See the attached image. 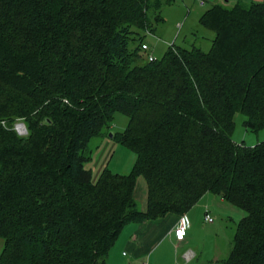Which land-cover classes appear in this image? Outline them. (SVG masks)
<instances>
[{"label": "trees", "instance_id": "1", "mask_svg": "<svg viewBox=\"0 0 264 264\" xmlns=\"http://www.w3.org/2000/svg\"><path fill=\"white\" fill-rule=\"evenodd\" d=\"M174 2L0 0V264H106L128 223L206 193L246 213L223 263L264 264V139L232 140L236 113L264 132V0L212 5L208 51L172 44L149 60L142 37ZM117 113L128 122L111 138L136 161L93 182L85 153ZM16 119L27 137L6 130Z\"/></svg>", "mask_w": 264, "mask_h": 264}, {"label": "rangeland", "instance_id": "2", "mask_svg": "<svg viewBox=\"0 0 264 264\" xmlns=\"http://www.w3.org/2000/svg\"><path fill=\"white\" fill-rule=\"evenodd\" d=\"M225 0H175L171 6L162 8V17L165 20L156 22L151 20V31L140 33L142 42L147 45L145 50L155 59H160L169 46L190 49L192 46L203 51H208L214 33L203 28L199 24L201 14L216 3H223ZM229 5H233L235 0H226ZM243 2L261 3L263 0H242ZM202 2V5H201ZM154 35V36H153ZM246 118L236 113L234 115V129L232 140L236 144L254 146L264 139V132H251L246 129L244 121ZM128 122L125 115L117 113L114 115L107 127L101 130V134L93 138L89 145L86 157L90 160L85 164V168L91 170L93 182L96 181L102 170L108 169L113 174L127 175L136 161V154L118 143L110 134L120 133L124 130ZM4 124V123H3ZM12 126H3L14 130L20 138L28 136L24 119H16ZM24 126V129L20 126ZM25 130V131H24ZM108 134V135H107ZM216 196L210 194L200 204L190 209V229L186 237L188 245L185 248L174 247V243L169 239L161 241L162 245L158 253L162 256L160 264H187L182 254L189 250L197 256L193 264H224L223 261L212 263L215 254L227 256L230 243L234 234L235 225L240 223L246 213L240 208L221 201ZM147 201L146 183L142 177L137 178L134 190V202L139 210L145 208ZM208 211L213 219L212 222L204 221V212ZM176 215V214H175ZM182 216V215H179ZM4 246V240L0 238V254ZM157 253V254H158Z\"/></svg>", "mask_w": 264, "mask_h": 264}, {"label": "crops", "instance_id": "3", "mask_svg": "<svg viewBox=\"0 0 264 264\" xmlns=\"http://www.w3.org/2000/svg\"><path fill=\"white\" fill-rule=\"evenodd\" d=\"M225 3H228V1L225 0L222 4ZM209 195L210 193H206L194 206L200 204V202H202ZM146 196H147V189H146ZM214 198H219V197L216 196ZM220 200L223 201L222 199ZM145 210H146V205L145 208L142 209L141 211H145ZM189 212L190 210L187 213L183 214L182 216L169 214L165 216L163 219L157 221L128 223L121 230L115 243L110 249L106 258V264H142L145 262L149 264H160L162 256L160 255V253H158V249L162 245L163 241L169 239L174 243V247L177 248L178 247L185 248L188 245L186 237L188 236V232L190 229ZM180 220H182L186 226V236L184 240L177 241L175 239L173 230ZM187 252L190 251L187 250L182 254L185 262H188L187 264H193L195 260L196 261L198 260L196 259L197 256H195L193 251L190 252V257L185 258V254ZM214 257L215 258H213L212 263L224 261L227 256L225 257L219 254H215ZM209 264H211L210 261Z\"/></svg>", "mask_w": 264, "mask_h": 264}, {"label": "built area", "instance_id": "4", "mask_svg": "<svg viewBox=\"0 0 264 264\" xmlns=\"http://www.w3.org/2000/svg\"><path fill=\"white\" fill-rule=\"evenodd\" d=\"M201 5H202V2H201ZM141 47H142L143 50H147L148 49V46L147 45H142ZM148 59L149 60H152L153 57L151 55H148ZM20 127L21 128H18V130L19 129H24V126L21 125ZM204 221L205 222H212L213 221V219H212V217H211V215L209 214L208 211L205 212ZM173 232H174L175 239L177 241L184 240V238L186 236V226H185V224H184V222L182 220H180L178 222V224L175 226ZM188 257H190V252H187L185 254V258H188ZM142 264H149V263L145 262V263H142Z\"/></svg>", "mask_w": 264, "mask_h": 264}, {"label": "water", "instance_id": "5", "mask_svg": "<svg viewBox=\"0 0 264 264\" xmlns=\"http://www.w3.org/2000/svg\"><path fill=\"white\" fill-rule=\"evenodd\" d=\"M109 136L112 137V134H110Z\"/></svg>", "mask_w": 264, "mask_h": 264}]
</instances>
